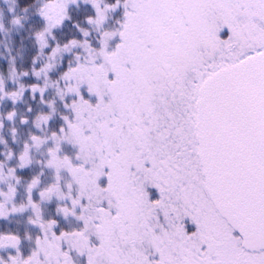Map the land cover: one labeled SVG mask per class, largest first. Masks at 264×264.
Returning a JSON list of instances; mask_svg holds the SVG:
<instances>
[{"label":"snow or ice","instance_id":"1","mask_svg":"<svg viewBox=\"0 0 264 264\" xmlns=\"http://www.w3.org/2000/svg\"><path fill=\"white\" fill-rule=\"evenodd\" d=\"M0 264H264V0H0Z\"/></svg>","mask_w":264,"mask_h":264}]
</instances>
